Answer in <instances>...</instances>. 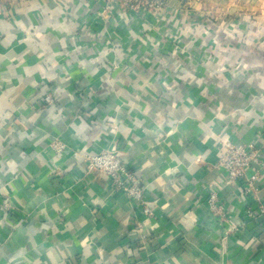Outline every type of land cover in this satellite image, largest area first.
<instances>
[{
  "label": "crops",
  "instance_id": "obj_1",
  "mask_svg": "<svg viewBox=\"0 0 264 264\" xmlns=\"http://www.w3.org/2000/svg\"><path fill=\"white\" fill-rule=\"evenodd\" d=\"M0 2V264H264V164L219 165L264 162V0ZM110 148L150 214L87 170Z\"/></svg>",
  "mask_w": 264,
  "mask_h": 264
},
{
  "label": "built area",
  "instance_id": "obj_2",
  "mask_svg": "<svg viewBox=\"0 0 264 264\" xmlns=\"http://www.w3.org/2000/svg\"><path fill=\"white\" fill-rule=\"evenodd\" d=\"M115 2L119 6H125L139 12L144 8H154L161 4V0H107ZM2 4L0 2V11ZM45 101H50V96H45ZM223 155L220 157L222 170L225 172L223 177L225 186H232L237 180L244 179L246 181L245 192L249 193L253 189V178H246L248 168L257 169L258 166L264 164L261 151L254 142H249L244 146L234 145L230 142L222 144ZM56 153L62 152V146L59 143L54 144ZM85 162L87 170L98 172L103 175L107 184L113 189H119L133 206L144 215L150 214V209L147 207L146 201L142 196V187L140 180L130 172L121 159L120 154L112 148L102 150L93 155L81 157ZM207 205L215 215L224 217V208L218 202L214 190L209 191L207 195ZM12 207L8 197H3L0 200V214L11 213ZM235 229V228H234Z\"/></svg>",
  "mask_w": 264,
  "mask_h": 264
}]
</instances>
